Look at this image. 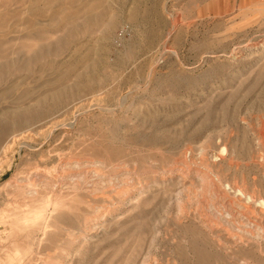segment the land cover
I'll return each instance as SVG.
<instances>
[{
  "label": "rangeland",
  "instance_id": "obj_1",
  "mask_svg": "<svg viewBox=\"0 0 264 264\" xmlns=\"http://www.w3.org/2000/svg\"><path fill=\"white\" fill-rule=\"evenodd\" d=\"M263 136L264 0H0V264H264Z\"/></svg>",
  "mask_w": 264,
  "mask_h": 264
},
{
  "label": "bare ground",
  "instance_id": "obj_2",
  "mask_svg": "<svg viewBox=\"0 0 264 264\" xmlns=\"http://www.w3.org/2000/svg\"><path fill=\"white\" fill-rule=\"evenodd\" d=\"M74 15H75V14H74ZM232 51H233V50H232ZM239 53H240V52H239ZM262 125H263V124H262ZM261 130H262V129H261ZM262 141H263V143H264V136L262 137ZM224 144H225V143H224ZM226 148H227V147H226ZM186 149H188V148H186ZM186 155H187V154H186ZM185 157L187 158L188 156H185ZM201 157H202V155H201ZM218 157H219V156H218ZM219 158H220V157H219ZM189 160H190V159H189ZM184 161H185V160H184ZM187 161H188V160H187ZM191 161H193V160H191ZM188 162H189V161H188ZM188 162H187V163H188ZM190 163H191V162H190ZM190 163H189V164H190ZM205 165H206V164H205ZM189 166H190V165H189ZM200 167H201V166H200ZM209 167H210V166H209ZM202 170H203V169H202ZM201 177H202V176H201ZM212 179H213V178H212ZM217 179H219V178L217 177ZM222 185H223V184H222ZM218 186H219V185H218ZM218 186H217V187H218ZM245 186H246V185H245ZM245 186H244V187H245ZM229 187H230V186H229ZM233 187H234V185H233ZM241 187H242V186H241ZM225 188H226V187H225ZM226 189H227V188H226ZM228 189H230V188H228ZM230 191H231V190H230ZM233 191H234V190H233ZM233 191H232V192H233ZM225 192H226V190H225ZM225 192H224V193H225ZM234 192H235V191H234ZM241 192H242V190H241ZM244 192H245V191H244ZM246 192H247V191H246ZM259 193H260V192H259ZM243 194H244V193H243ZM238 195H239V194H238ZM239 196H240V195H239ZM243 196H245V195H243ZM248 196H249V201H250V202H251V200H252V202H253V201L255 200V198H256L254 194H249ZM263 196H264V195H263ZM229 198H230V197H229ZM259 200H260V199H259ZM246 201H247V200H246ZM254 202H255V201H254ZM248 204H249V203H248ZM250 208H251V207H250ZM245 211H246V210H245ZM230 215H231V214H230ZM216 223H217V222H216Z\"/></svg>",
  "mask_w": 264,
  "mask_h": 264
}]
</instances>
